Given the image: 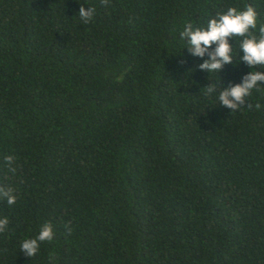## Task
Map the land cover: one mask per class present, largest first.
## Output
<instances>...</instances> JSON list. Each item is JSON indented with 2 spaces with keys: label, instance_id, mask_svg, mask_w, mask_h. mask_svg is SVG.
<instances>
[{
  "label": "trees",
  "instance_id": "obj_1",
  "mask_svg": "<svg viewBox=\"0 0 264 264\" xmlns=\"http://www.w3.org/2000/svg\"><path fill=\"white\" fill-rule=\"evenodd\" d=\"M247 5L258 36L264 0H0V264H264V83L218 99L264 66L180 36Z\"/></svg>",
  "mask_w": 264,
  "mask_h": 264
},
{
  "label": "clouds",
  "instance_id": "obj_2",
  "mask_svg": "<svg viewBox=\"0 0 264 264\" xmlns=\"http://www.w3.org/2000/svg\"><path fill=\"white\" fill-rule=\"evenodd\" d=\"M101 3L107 5L108 0H101ZM94 13V7L85 10L81 5L78 15L87 24L93 19ZM257 16L256 10L251 5H247L243 10L230 7L226 12L218 13L215 18L210 19L206 28L194 29L191 23L186 24L180 36L182 39H187L188 50L192 55L199 57L208 55L209 59L201 63L199 68L209 73L220 72L224 65L232 63L233 46L229 43V39L235 36L244 37L240 44V49L243 51L240 60L251 68L258 65L264 66V25L259 27L258 36L251 31L257 28ZM213 44L216 45L214 49H212ZM261 83H264V71H251L243 77L242 83L223 88L218 97L220 104L232 111L238 110L246 103V98L251 95L252 90ZM205 89L208 95L216 91L211 84ZM247 106L249 109L253 107L250 103ZM255 107L259 109L260 105L256 104ZM4 159L8 165H12L14 157L8 155ZM10 170L15 172V168ZM0 199H6L9 205L14 204L16 202L14 190L0 185ZM8 223L6 217L0 218V232L6 229ZM53 235L51 223H46L35 238L25 239L20 249L31 258L38 253L40 244L51 241Z\"/></svg>",
  "mask_w": 264,
  "mask_h": 264
}]
</instances>
